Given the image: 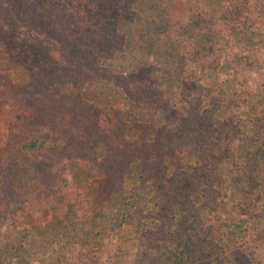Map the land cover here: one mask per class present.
<instances>
[{"label": "rangeland", "instance_id": "374dc122", "mask_svg": "<svg viewBox=\"0 0 264 264\" xmlns=\"http://www.w3.org/2000/svg\"><path fill=\"white\" fill-rule=\"evenodd\" d=\"M199 1L201 13L170 32V0H139L132 20L98 17L78 0H28L22 21L0 0V264H264V189L241 211L235 201H249L255 185L236 184L221 168L226 184L217 183L209 207L204 196L167 206L150 171L196 165L173 126L192 98L222 117L243 96L228 55L200 81L204 91L183 80L180 42H219L201 23L209 14L215 23L227 0ZM251 1L256 21L225 42L254 50L264 70V0ZM139 86L146 90L133 93ZM217 86L220 105L206 94ZM156 90L164 95L146 105ZM139 127L152 132L145 138L155 153L119 145L138 139ZM247 128L239 156L254 151Z\"/></svg>", "mask_w": 264, "mask_h": 264}, {"label": "trees", "instance_id": "16d2710c", "mask_svg": "<svg viewBox=\"0 0 264 264\" xmlns=\"http://www.w3.org/2000/svg\"><path fill=\"white\" fill-rule=\"evenodd\" d=\"M68 1L73 2V0ZM78 1L88 3L98 17L103 13H109L111 16L120 18V20H132L135 15L133 5L138 3L139 0L127 2L126 0ZM261 2L260 0L259 3L261 4ZM196 3L198 4L200 1L170 0L165 5L170 16V32H179L190 21V17L198 16L201 13V9L205 6L201 3V5L196 6ZM251 5V0H227L221 7L215 23L209 19L210 14L206 17L207 20L201 23V29L211 34L219 42L198 45L184 40L180 42L182 53L179 52L181 54L179 56L184 62L182 73L184 82L188 83L195 91H204L200 81L203 78H209L211 74H208V71L216 70V67L228 55L232 66V76L237 80L239 90L243 96L238 101L230 102V105L228 103V108L232 111L222 117L219 114L220 110L209 109L204 111L199 108L198 104L194 103V98L190 100L192 105L187 113H180L181 116H178L173 126L175 130L181 133L180 138L185 143V147L192 145V152L197 154L198 160L196 165L191 166V168H188L187 165L184 169L173 174H170L162 163H157V169L150 170L153 177L158 181V189L160 190L158 194L162 200H166L167 206L172 205L173 201L188 206L189 203L195 202L201 196H204L208 197V202L203 206L209 207L211 201L209 196L215 192L217 183L226 184V179L219 172L221 168L228 170V177L236 184H242L248 180L255 185L249 201H235L238 209L242 211L247 206L257 204L261 199V192L264 189V70L259 69L258 66L263 65V62L260 55L255 53L254 50L250 51L249 49L242 54L235 47H230L229 41L225 42L231 32L244 31L254 24L256 16L251 11ZM5 7L13 18L22 21L21 17L25 15L29 4L28 0H5L3 8ZM120 20L113 24L116 25ZM109 22V20L106 22V27H109ZM76 25L77 23L73 18L70 23H66L64 26V40L68 44L75 38ZM220 38H223L222 42ZM102 46L98 48L99 53H95L97 57ZM117 49V47L111 48L109 46V51L112 53ZM56 59L58 58L56 57ZM215 89H217L216 92L208 94V90L206 94L211 101H216L220 105L222 98L220 94H222L223 89L218 88V86ZM143 90H146L145 87L139 86L135 88V92L133 90L132 92L139 93ZM256 92H259L258 97L256 102L252 103L250 102L251 98L254 97L252 95ZM153 95H156V97H145L146 105H154V101L161 99L164 92L156 90ZM243 112H246V116L240 114ZM243 119H246V122H243ZM186 122H190L189 126L185 124ZM246 126H248L249 135L255 138L251 142L254 151H248L247 154L239 156L238 145L236 146L237 136L242 133ZM138 129V139L136 137L131 139L125 137L119 145L138 148L146 153L156 151L158 145L156 144L153 150L145 138L152 132H144L140 127ZM175 130H172L173 134ZM150 165L151 163L147 161L146 166L149 168ZM149 177H152L150 172L146 174V178ZM186 245L187 243L181 248V254L183 255L181 260L184 263L187 260V256H185Z\"/></svg>", "mask_w": 264, "mask_h": 264}]
</instances>
